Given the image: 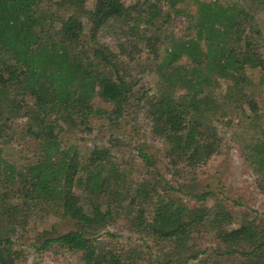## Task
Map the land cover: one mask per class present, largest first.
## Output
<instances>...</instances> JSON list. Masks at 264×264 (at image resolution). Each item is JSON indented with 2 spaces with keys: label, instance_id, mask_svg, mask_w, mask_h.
I'll list each match as a JSON object with an SVG mask.
<instances>
[{
  "label": "trees",
  "instance_id": "16d2710c",
  "mask_svg": "<svg viewBox=\"0 0 264 264\" xmlns=\"http://www.w3.org/2000/svg\"><path fill=\"white\" fill-rule=\"evenodd\" d=\"M162 1L143 7L145 1L94 0L88 7L86 0H0V264L21 263L22 249L7 230L35 209L58 212L72 224L64 232L37 233L35 249L58 244L79 252L82 264H207L213 257L264 264V215L259 223L234 225L238 202L228 204L212 191L179 197L181 190L143 149L136 147L151 173L133 187L108 147L94 145L86 162L74 145L61 144L64 123L90 134L98 121L112 129L130 109L141 111L178 172L211 157L215 122L234 114L238 129L254 131L237 148L262 176L255 187L264 194V31L238 1L193 0L195 13L186 12L188 0ZM256 1L264 8V0ZM178 14L181 33L169 29ZM112 25L123 36L116 50L98 39ZM137 41L150 50L164 46L151 94L136 89L138 77L129 79L120 59ZM247 69L258 70L257 81ZM221 82L225 103L216 93ZM19 131L32 141L30 155L17 151L25 161L8 149ZM121 215L141 243L102 246L101 230Z\"/></svg>",
  "mask_w": 264,
  "mask_h": 264
},
{
  "label": "rangeland",
  "instance_id": "374dc122",
  "mask_svg": "<svg viewBox=\"0 0 264 264\" xmlns=\"http://www.w3.org/2000/svg\"><path fill=\"white\" fill-rule=\"evenodd\" d=\"M86 5L90 7L94 0H86ZM136 1L147 2L143 7H149V4L163 6L162 0H123L124 4L129 5ZM186 12L195 13V5L193 0H188ZM211 1V0H209ZM222 3H231L238 1L254 16V21L259 26L261 31H264V8L256 0H218ZM185 24L182 15L175 16L170 25V30L181 33L182 27ZM99 41L110 46L113 50L117 49V43L122 41L123 36L117 31L113 25L106 27L99 33ZM164 46L158 45L154 50L147 49L140 42H136L134 46L128 44L125 48V53H120V59L123 60L125 68L129 73V79L138 77L135 87L138 91L150 89L148 94L152 93L158 76L154 71L156 63L164 54ZM186 59L182 57V60ZM248 75L253 81H257L259 72L257 69H247ZM227 83L221 82L216 89V93L222 103H225V87ZM256 89V88H255ZM137 95V94H136ZM140 95V94H138ZM259 108L264 114V101H259ZM244 106L248 115L251 113ZM129 110V114L125 115L118 126L112 129L102 127L100 122H96L93 131L90 134L80 133L76 131L72 124L64 123L59 134L62 146L74 145L80 159L88 161L89 152L94 145L106 146L110 150V154L115 159L121 169L124 170L127 186H133L144 176L150 174L151 170L146 168L144 162L137 154L136 147L145 150L151 154L156 166L160 169V173L165 176L170 183L181 190L178 193L179 197L187 198L184 191H212L216 193V197L224 196L229 198L228 204H233L234 215L236 222L234 225L247 222H261L264 215V194L255 187V181L262 176L254 170V165L250 161L243 160L239 156L237 148L238 142L241 145L247 143L249 138L254 135L252 128L238 129L237 118L234 114L219 118L216 122L217 140L215 143V152L201 166L181 168L175 172L176 168H171L168 165L167 158L164 155L165 145L152 133L149 120L140 111L139 113ZM25 119L16 120L17 131L23 127ZM22 132L19 131L12 139L8 148L11 154L18 161H25L24 153L30 155L32 153V141L26 136L21 138ZM112 133V136L109 134ZM235 145V147H234ZM23 150V155L17 151ZM79 194V191H76ZM216 199L208 201V205H212ZM25 217H20L19 221L27 219L26 222H21L18 226L8 228L7 232L13 239L15 246L22 249V261L20 264H82L80 253L65 250L58 244H52L46 250L35 249L37 240L35 236L42 230L46 229L53 234L64 232L72 228L69 220L64 219L58 212L50 211L49 213H37V209L30 210ZM264 223V222H262ZM112 235H105V231ZM210 235L207 236L209 240ZM98 241L102 246H124L128 247L134 244H140L139 236L127 230L126 220L121 216H115L114 220L104 230H101ZM208 241L206 242V244ZM144 253H148L147 249L141 246ZM156 252V251H155ZM203 257V256H201ZM154 258V253L151 254V259ZM210 258L207 264H225L223 260ZM215 262V263H214ZM190 264H205L202 261H191Z\"/></svg>",
  "mask_w": 264,
  "mask_h": 264
}]
</instances>
